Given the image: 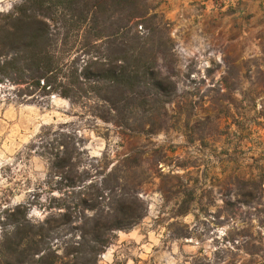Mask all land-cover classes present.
Wrapping results in <instances>:
<instances>
[{
	"label": "rangeland",
	"instance_id": "1",
	"mask_svg": "<svg viewBox=\"0 0 264 264\" xmlns=\"http://www.w3.org/2000/svg\"><path fill=\"white\" fill-rule=\"evenodd\" d=\"M18 2L0 0V20ZM156 16L154 41L168 47L155 65L174 90L155 104L153 135L122 133L57 96L15 98L23 86L0 84V218L19 205L32 226L53 217L47 242L59 246L85 218L105 216L107 194L136 197L138 223L105 231L112 239L96 264H264V11L250 28L183 33L184 44ZM59 124L77 131L81 153L54 174L38 136Z\"/></svg>",
	"mask_w": 264,
	"mask_h": 264
},
{
	"label": "trees",
	"instance_id": "2",
	"mask_svg": "<svg viewBox=\"0 0 264 264\" xmlns=\"http://www.w3.org/2000/svg\"><path fill=\"white\" fill-rule=\"evenodd\" d=\"M3 18L0 84L23 86L15 98L57 96L122 133H155V104L174 88L157 71L156 55L168 46L154 41L157 16L144 0H19ZM142 26L146 37L137 31ZM68 127L46 126L38 136L54 174L75 168L81 153L78 133ZM105 194L103 190L96 197L108 199L105 216L85 218L79 235L59 246L47 242L53 217L35 227L21 205L6 209L0 218V264H96L112 239L105 231L130 230L140 219L131 215L133 207H143L136 197ZM60 247L65 256L57 255ZM69 253L76 255L68 260Z\"/></svg>",
	"mask_w": 264,
	"mask_h": 264
},
{
	"label": "crops",
	"instance_id": "3",
	"mask_svg": "<svg viewBox=\"0 0 264 264\" xmlns=\"http://www.w3.org/2000/svg\"><path fill=\"white\" fill-rule=\"evenodd\" d=\"M150 1L155 5L154 12L172 24L178 44H184L186 35H183L190 32L200 34L199 31L210 28L217 30L250 28L256 13L264 11V0ZM195 37L192 36L193 40Z\"/></svg>",
	"mask_w": 264,
	"mask_h": 264
}]
</instances>
